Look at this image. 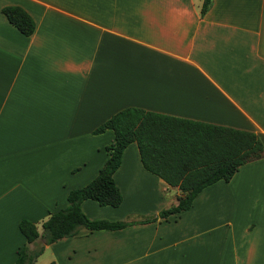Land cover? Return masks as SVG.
Masks as SVG:
<instances>
[{"label": "crops", "instance_id": "0c3cea01", "mask_svg": "<svg viewBox=\"0 0 264 264\" xmlns=\"http://www.w3.org/2000/svg\"><path fill=\"white\" fill-rule=\"evenodd\" d=\"M201 2L0 0V264L24 242L18 220L40 232L96 174L113 132L93 129L126 106L252 130L263 152L187 209L146 220L179 191L131 141L112 173L120 203L80 202L91 219L129 223L79 227L33 264H264V0H210L204 12ZM6 4L30 14V34Z\"/></svg>", "mask_w": 264, "mask_h": 264}, {"label": "trees", "instance_id": "16d2710c", "mask_svg": "<svg viewBox=\"0 0 264 264\" xmlns=\"http://www.w3.org/2000/svg\"><path fill=\"white\" fill-rule=\"evenodd\" d=\"M209 3L210 0H202L200 12H204ZM1 12L22 34L32 32L33 18L20 5H3ZM106 128L112 130L113 139L104 147L107 156L96 174L85 184L68 189L67 204L48 213L40 223V232L33 221L24 218L18 220L17 227L24 236V242L16 249L11 264H33L44 244L73 235L79 227L89 230L115 229L129 223L123 220L91 219L82 211L80 202L91 198L100 205L116 206L120 203L121 193L112 173L119 165L123 148L131 141L137 146L143 167L167 184L176 186L179 191L175 203L162 207L146 220L165 218L187 209L204 186L218 179L228 180L240 164L259 157L263 152V143L252 130L137 106H126L114 111L93 132ZM38 237L39 242L29 248L27 243ZM45 264L55 262L50 260Z\"/></svg>", "mask_w": 264, "mask_h": 264}, {"label": "rangeland", "instance_id": "374dc122", "mask_svg": "<svg viewBox=\"0 0 264 264\" xmlns=\"http://www.w3.org/2000/svg\"><path fill=\"white\" fill-rule=\"evenodd\" d=\"M38 238L35 239V241L37 242ZM32 242L33 244L32 245H36V242ZM39 244V243H38ZM28 245V244H27ZM47 255H48V250H45L43 254H41L39 257H38V262L41 261L42 259L44 258H47Z\"/></svg>", "mask_w": 264, "mask_h": 264}]
</instances>
